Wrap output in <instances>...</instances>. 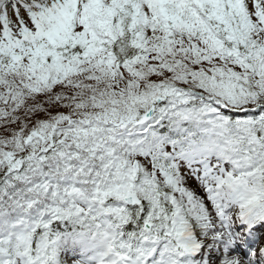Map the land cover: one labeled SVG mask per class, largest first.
I'll use <instances>...</instances> for the list:
<instances>
[{"label":"snow or ice","instance_id":"obj_1","mask_svg":"<svg viewBox=\"0 0 264 264\" xmlns=\"http://www.w3.org/2000/svg\"><path fill=\"white\" fill-rule=\"evenodd\" d=\"M0 264H264V0H0Z\"/></svg>","mask_w":264,"mask_h":264}]
</instances>
